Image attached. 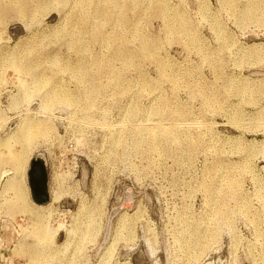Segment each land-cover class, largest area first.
Instances as JSON below:
<instances>
[{"label": "rangeland", "instance_id": "1", "mask_svg": "<svg viewBox=\"0 0 264 264\" xmlns=\"http://www.w3.org/2000/svg\"><path fill=\"white\" fill-rule=\"evenodd\" d=\"M0 5V154L33 131L64 223L0 164L6 264H264V0Z\"/></svg>", "mask_w": 264, "mask_h": 264}, {"label": "bare ground", "instance_id": "2", "mask_svg": "<svg viewBox=\"0 0 264 264\" xmlns=\"http://www.w3.org/2000/svg\"><path fill=\"white\" fill-rule=\"evenodd\" d=\"M1 6V5H0ZM3 9V8H1ZM1 12V11H0ZM3 12V11H2ZM1 12V13H2ZM3 16V15H2ZM1 22V21H0ZM254 49H259L261 47H264V44H258L257 45H254L252 46ZM11 62V61H10ZM15 62V61H13ZM9 66V65H8ZM13 66V65H12ZM1 68H3L1 66ZM0 68V69H1ZM22 69L25 71V69L27 68V65L26 67H24L23 65L19 66L18 69ZM4 69V68H3ZM2 69V70H3ZM21 69H20V72H21ZM28 71V70H27ZM19 72V73H20ZM23 73V72H22ZM27 73V72H26ZM25 73V74H26ZM24 75V74H23ZM23 79V78H22ZM20 80V79H19ZM20 82V81H19ZM18 82V83H19ZM22 82V81H21ZM20 82V83H21ZM40 131V130H39ZM11 139H14L15 141L14 142H17L19 144V148H15L16 151L14 152H11L9 151L8 149L10 147H12V145H8V149L6 151H8V153H5L4 155H1L0 154V164H6L8 165L11 169L14 170V174H20L19 175V178L18 179H15V178H8L6 180V182L4 183V186H3V190H2V196L4 195L5 198L7 196H13L14 197V202L15 203H12V205L10 204L11 206V209L12 210H17V211H20V212H27L28 214H31L32 217H34V220L32 221V226L30 228L31 231H33L34 234H37V236H40L41 238L42 237H47L49 236L50 238L56 236V233L58 232V229L60 228V226H62V224L64 223H58L57 227L54 229V230H50L48 227L47 228H43L42 225H39L41 223L38 222V219H39V212L34 209L28 202H27V198L25 197V194H24V190H23V187H21V177H22V170H23V166L25 164V161H26V158H27V150L29 148V141L33 138V131L32 132H27L26 129L24 128H21V131L19 132V134L16 136V135H13L10 137ZM7 141V140H6ZM9 141H7L6 143H8ZM5 143V142H4ZM14 144V143H13ZM7 145V144H5ZM28 147H27V146ZM6 147V146H5ZM2 150V149H1ZM0 150V152H1ZM3 152V151H2ZM11 170V171H13ZM23 180V179H22ZM23 184V183H22ZM3 196V197H4ZM61 198V193L59 192V190L55 191V189L53 191L50 192V200L47 202L48 205H50L52 202H57L59 201V199ZM31 202V201H30ZM37 205H40V204H37ZM40 211V210H39ZM49 212V210H47ZM38 212V213H37ZM41 213V212H40ZM32 219V218H31ZM126 221V220H125ZM41 222V221H40ZM39 223V224H38ZM95 223V222H94ZM122 223H123V220H122ZM125 224H123L124 226ZM121 226V225H120ZM52 227V226H51ZM65 227V226H64ZM95 227V226H94ZM68 228V227H67ZM69 232H72L71 230H68ZM87 231V230H85ZM68 232V233H69ZM67 233V232H66ZM73 233V232H72ZM84 234V233H83ZM86 234V232H85ZM108 234V233H107ZM83 237V236H82ZM35 252V251H34ZM37 256V255H35ZM109 256V255H108ZM105 257V256H104ZM109 258V257H108ZM34 259V257L32 258ZM38 260V259H37ZM104 261V260H103ZM107 261V259L105 260ZM104 261V262H105ZM33 262V261H32ZM39 263V262H38ZM41 264V263H39Z\"/></svg>", "mask_w": 264, "mask_h": 264}, {"label": "water", "instance_id": "3", "mask_svg": "<svg viewBox=\"0 0 264 264\" xmlns=\"http://www.w3.org/2000/svg\"><path fill=\"white\" fill-rule=\"evenodd\" d=\"M28 174L29 186L33 199L39 204L47 203L50 200L48 178L45 172V163L39 159V156L31 159ZM209 262L212 264L211 261Z\"/></svg>", "mask_w": 264, "mask_h": 264}, {"label": "crops", "instance_id": "4", "mask_svg": "<svg viewBox=\"0 0 264 264\" xmlns=\"http://www.w3.org/2000/svg\"><path fill=\"white\" fill-rule=\"evenodd\" d=\"M6 245L4 246L3 243H0V264H6V250L4 249Z\"/></svg>", "mask_w": 264, "mask_h": 264}]
</instances>
